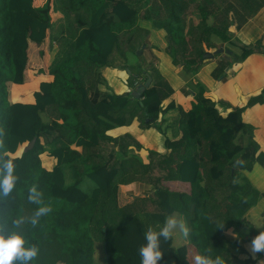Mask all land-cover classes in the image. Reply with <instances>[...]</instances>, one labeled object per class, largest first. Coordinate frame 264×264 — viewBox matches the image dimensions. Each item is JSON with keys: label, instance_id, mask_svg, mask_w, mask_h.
Wrapping results in <instances>:
<instances>
[{"label": "trees", "instance_id": "obj_1", "mask_svg": "<svg viewBox=\"0 0 264 264\" xmlns=\"http://www.w3.org/2000/svg\"><path fill=\"white\" fill-rule=\"evenodd\" d=\"M36 1L0 0V156L17 157L18 177L12 193L0 192V224L10 229L13 220L24 219L25 246L40 249L32 264H96L97 243L103 244L106 264H140L145 226L162 225L176 212L186 217L198 253L211 248L226 264H260L264 253L253 259L247 251L257 230L245 213L264 192L246 173L256 163L264 167V151L243 114L264 103V87L246 105L234 106L213 99L194 78L210 59L206 52L232 51V59L221 58L212 71L216 78H225L232 60L264 54L262 40L239 44L232 30L256 16L264 0ZM52 12L59 15L54 18ZM143 22L164 34L163 51L192 77L188 109L174 99L164 105L174 88L155 65L157 55L147 60L139 53L150 47L151 29ZM46 40L55 54L39 73L53 80L40 82L33 102L10 100L9 84L27 81L31 45ZM132 54L139 61L130 66ZM103 68L125 71L132 91L102 89ZM149 77L151 85L136 96L137 84ZM108 108L116 117L137 120L142 129L161 132L162 149H148L143 156L144 144L131 131L111 134L120 124L100 114ZM173 109L179 117L171 138L163 124ZM125 110L128 116H118ZM34 137L35 145L27 149ZM43 154L53 160L51 168ZM102 170L111 176L101 175ZM174 181L189 189L172 188ZM133 182L146 190L119 205L120 186ZM33 185L43 194L41 204L28 200ZM44 205L53 210L33 227L31 219ZM218 223L225 225L217 228ZM230 229L237 237L229 235ZM161 249L159 264H189L186 249L176 247L174 239L162 241Z\"/></svg>", "mask_w": 264, "mask_h": 264}, {"label": "rangeland", "instance_id": "obj_2", "mask_svg": "<svg viewBox=\"0 0 264 264\" xmlns=\"http://www.w3.org/2000/svg\"><path fill=\"white\" fill-rule=\"evenodd\" d=\"M43 2L44 0L36 1V3H38L39 5L43 4ZM57 15L59 14L52 12V17L56 18ZM143 24L147 26L149 29H151V37L148 39L150 47L144 48V50H142L143 52L141 53L144 54L147 60H151L153 53L156 52V54L159 56V59L155 60V65L164 73V75L166 74L165 76H167V79H169L175 87L174 93L171 95L169 99L164 101V105L169 103L170 99H174L176 103H178V105H181L183 107L186 106L187 103H189L190 101L189 100L190 97L188 98L187 96L189 92V87L187 86V82L189 80H192V77L190 78L186 76L181 66L178 67L170 66L171 65L170 57L166 53L165 56H163L164 53L163 47L165 45L164 34L160 31L152 29L148 22H143ZM54 54L55 52L50 47L48 40H46V42H44L40 46L36 44H33V46H31L29 50L30 61L27 69V81L24 84H20V85H16L14 83L9 84L10 100L20 101L22 103L34 101L33 92L39 88L40 81L48 79V76H46L47 74L45 75L39 72L41 70L48 69L50 62L54 58ZM166 58L169 64L167 63ZM136 60L139 61L138 58H136L135 54H132V56L129 59V65L132 66L133 64L138 63L136 62ZM105 74L104 77L106 79V85H102L101 88L102 89L111 88L115 92L116 89L118 91H121V88L117 87L114 81L116 80L118 84L119 82L124 83L123 80L120 79L121 76H119V74L125 78L127 77L128 74L123 72V70H120V72L115 70L112 71L109 70L107 77ZM125 85L129 86L128 83H125ZM184 96L185 97L187 96V98H185ZM132 101L133 100L131 99V102ZM124 115L128 116L127 110H125L124 114L123 113L118 114V116L120 117ZM164 117L166 118V122H164L163 126L167 129L168 136L173 138L176 136L175 129L177 128V124H178L177 123V119L179 117L178 110L173 109ZM127 118L128 121L126 122L125 125H127V128L130 129V131L133 134L139 137L140 141L144 144V149L142 150L143 156L147 154L148 149L151 148L161 149L163 145V137L161 132L157 131L155 128L141 129L139 125H137L136 123L137 120H135V122H131L132 120L129 117ZM44 155L45 154L42 155V157L44 158V164L47 167L51 168L52 167L51 159L47 158ZM254 167L255 168L253 169V171L250 172L249 174L247 172V174L252 184L257 189L262 191L264 190V178L262 179V175L264 177V167L259 163H256ZM99 173L100 174L102 173L101 175H104L105 177L111 176V174L109 172H106L105 170H102ZM173 187L182 190L189 189L188 184H182V186L180 184L177 185L173 184ZM145 190H146V186L140 184L139 182H133L128 185H122L118 190L119 203L123 205L124 203L131 201L134 195L140 194ZM248 213L250 214L247 216ZM172 215H175L177 218H182L184 221L187 222L186 217L179 212H176ZM245 216L249 221L254 220L256 224L264 225V197H262L255 206H253L250 210H248L245 213ZM230 230L235 233V236L231 235V237H237L236 230L235 229H230ZM242 230L247 232L249 230V227L244 226ZM256 230L258 234L260 231H264V228H256ZM173 239L176 247H179V249L180 248L186 249L187 259L189 260V264H193L194 251H197V249L193 248L195 247L193 244H192L193 247L190 246L191 244L190 237L187 240H185L179 234V232H177L176 234H174ZM95 262L96 264H106L104 248L102 243H97L95 246Z\"/></svg>", "mask_w": 264, "mask_h": 264}, {"label": "crops", "instance_id": "obj_3", "mask_svg": "<svg viewBox=\"0 0 264 264\" xmlns=\"http://www.w3.org/2000/svg\"><path fill=\"white\" fill-rule=\"evenodd\" d=\"M232 30L235 34L234 35L235 40L239 44L241 43L249 44V43H252L253 41L262 40V44L264 45V8H262L259 11V13H257L256 16L251 18L242 28L236 29L234 27ZM31 46H33V44ZM234 50L237 51L239 49L236 47L234 48ZM154 54H156V52ZM221 54H222L221 56L210 58L203 65V67L199 70V72L196 74L194 81L196 82L197 80H199L203 82L205 86L207 87V94L210 95L215 100H225L234 106L246 105L249 99L252 96L258 95L264 87V54H260V53L251 54L249 57H247L242 62H234L232 60L231 64L225 69V72H224L225 78H222V77L216 78L215 76H213L212 71L218 66L221 58L227 57L229 60L232 59L231 55L226 56L225 52ZM163 56H165V52L163 53ZM157 57L159 59L158 55ZM166 61L169 64L167 58H166ZM170 63H171V59H170ZM170 66L172 67L174 65L171 63ZM109 70L110 71L115 70V71L120 72L119 69L103 68L102 69L103 75L106 73L105 75L107 77ZM46 76H48L47 80H53V76L48 75V74ZM119 76H121L120 79H122L124 83L119 82L118 84L116 80L114 81L116 83V86L121 88V91H118L116 89V92L124 93L127 91H132V88L125 85V83H128V77L125 78L120 74ZM165 77L167 78V76ZM169 82L171 83L173 88H175L170 80ZM187 96L188 98L190 97L189 99L190 101L188 100L189 103H187V105L184 106L185 109H188L191 106L192 94L188 92ZM187 96L186 97L184 96V97L187 98ZM110 111H111V108H108L100 112V114H102L103 116L107 118H111L120 124L117 128H115L114 130H111L110 133L113 135H117L120 133L130 131V129L127 128V125H125L126 123L122 124L125 121L127 122L126 116L125 118H119V117H116L115 114L111 113ZM229 111L230 109L223 112V114H226ZM243 116L246 122H249L252 125H254L256 139L261 144V149L264 151V103L263 102L255 103L252 106L248 107L244 111ZM131 122H135V120ZM136 123L137 125H139V122L136 121ZM51 164H53L52 159H51ZM249 173L250 172H248V174ZM263 178L264 177L262 175V179ZM173 184H176V185L180 184L182 186V184H185V183L174 181L171 183L172 188H174ZM175 189H178V188H175ZM249 214L250 213H248L247 216ZM190 246L193 247L192 244H190ZM193 248L195 249V247ZM197 253H198L197 251H194V255Z\"/></svg>", "mask_w": 264, "mask_h": 264}, {"label": "clouds", "instance_id": "obj_4", "mask_svg": "<svg viewBox=\"0 0 264 264\" xmlns=\"http://www.w3.org/2000/svg\"><path fill=\"white\" fill-rule=\"evenodd\" d=\"M3 146V141L0 140V147ZM14 155L5 153L0 156V192L7 197L13 192L16 187L18 177L16 176V165ZM241 163V161H237ZM42 192L37 190V186L33 185L29 189L28 200L31 203L41 204ZM51 205L39 207L31 219V224L35 227L38 219L52 212ZM24 219L17 218L12 221L9 229L6 224H0V264H32L39 256L40 249L37 245L30 244L27 247L26 239L21 233L20 228L23 225ZM256 228H264V225L256 224L255 221H249ZM225 223H218L217 228H223ZM179 234L187 240L191 235V228L182 218H177L175 215H169L165 218L162 225H147L144 229V241L138 248L140 264H159L163 259V251L161 243L173 240L174 234ZM229 234L235 236V233L229 230ZM247 251L251 258L256 259L257 255L264 253V231H260L248 243ZM247 258V257H245ZM193 264H226L225 259L221 255H212V249H205L202 253H197L193 257ZM264 264V260L260 261Z\"/></svg>", "mask_w": 264, "mask_h": 264}, {"label": "water", "instance_id": "obj_5", "mask_svg": "<svg viewBox=\"0 0 264 264\" xmlns=\"http://www.w3.org/2000/svg\"><path fill=\"white\" fill-rule=\"evenodd\" d=\"M142 51L139 50V53H141ZM226 53L227 55H231L232 54V51L228 48H219V49H216L215 51L213 52H206L204 54V57L205 58H212L215 54H219V53ZM151 85V78L149 77L148 80H146L144 83H138L137 84V92H135V95L140 97L144 91L146 90V88H148L149 86ZM35 142H36V137H34L32 139V141L28 144V146L26 147L27 149H31L33 148V146L35 145Z\"/></svg>", "mask_w": 264, "mask_h": 264}]
</instances>
